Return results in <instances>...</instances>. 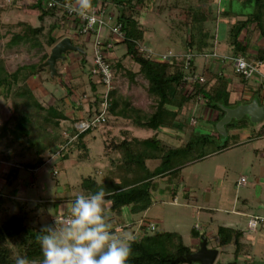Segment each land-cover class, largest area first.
I'll use <instances>...</instances> for the list:
<instances>
[{"label":"rangeland","instance_id":"1","mask_svg":"<svg viewBox=\"0 0 264 264\" xmlns=\"http://www.w3.org/2000/svg\"><path fill=\"white\" fill-rule=\"evenodd\" d=\"M222 1L224 3V0ZM33 2L34 0L12 2L0 0V60L3 61L8 72H12L18 65L39 62L43 54L48 55L51 47L45 43L46 33L54 21L60 23V27L54 31V36H71V32L76 34L73 22L62 20L60 14L46 15L41 21L39 10L31 7ZM188 4L194 6L196 0H144L139 6L128 9V14L131 13L137 18V27L142 32V38L137 43L146 45L155 53L169 50L173 53H180L183 47L187 48L189 28L182 24L181 14L178 11L180 7ZM222 7L220 3L217 5L216 0L214 4H211L215 17ZM229 7L232 12L243 14H247L253 8L252 4L245 5L237 0L229 2ZM105 9L106 16H112L113 21L118 14V8L109 5ZM209 17L211 18V15ZM213 20L215 21V19ZM25 24L32 27L42 26V32L37 35V39L41 42V48L25 44L7 47L5 43L12 34L26 30ZM205 24L209 33H215L216 25L212 19L206 21ZM253 29L257 35L258 30ZM80 37L82 38L79 35ZM85 37L89 41H80L79 38L72 39L74 44L78 43L83 47L84 62L74 65L73 62L80 60L76 54L78 52L67 51V56L73 52L76 58H72L71 63L58 59L55 63L57 75L51 77L46 67H40L39 71L29 76L25 83L19 81L18 85L14 84L10 89H0V126L6 124L7 128L12 129L15 120L21 115H26L29 118L27 138L22 137L17 140L10 131H7L8 129L0 130V156H5L14 163L21 162L20 164H32L38 157L42 160L43 169H41L39 177L35 175V170L33 172L30 170L32 185L23 190L25 193H22L21 190L16 191L15 199L10 198L7 202L9 211L15 212L17 211L16 203L23 202L21 199L27 200L29 203L28 216L31 224L35 226H39L37 221L41 212L48 215L49 220L48 217L47 221L43 219L40 227L51 225L58 216L66 215L57 206L82 192L79 182L83 177L90 176L101 181L109 174H123L118 166L121 162V153L114 148L117 142L129 138L146 139L155 135L159 139L167 140L170 144H175L185 141L187 137L185 133L177 138L174 133H163L161 130L164 128L152 129L145 124L146 115L155 110L157 97L150 92L149 82L140 72L138 64L126 54L125 45L119 43L112 48L111 55L107 54L108 62L112 65L116 106L105 123L97 125L84 136L85 148H76L70 144L64 150L59 151L60 146L64 144L63 137L67 133L66 128L72 122L70 117L72 116L75 120L80 118L73 115L74 113L71 114L70 104L75 105V110L82 112L80 114H82V118H85L86 114L91 113L94 105L93 96L101 94L104 88L100 83H95L98 86L94 85L92 81L94 77L89 73V69L92 67V36ZM64 65L66 70L62 71L61 66ZM236 76L239 78L238 74ZM16 87L31 89L44 109L23 105V100L15 95ZM199 103L186 105L179 112V115L188 118L187 123L191 126L197 123L196 119L200 114L201 116L205 114ZM51 104L55 105L58 112L64 113L66 117L59 119L57 126L43 120L46 114L45 107ZM193 105L196 107L194 110ZM87 107L88 111L85 112ZM204 110L211 114H205L206 117L215 114L210 110ZM203 125L208 128L212 127L211 122L205 121ZM255 147L260 150L254 152ZM263 147L264 136L208 158L194 160L183 166L177 172L178 177L176 178L171 179L172 176L168 179L155 178L157 180L152 190L151 204L146 211V220L154 222L158 230L178 231L182 235L183 241L187 242L189 241V231L194 224L200 226L201 230L205 229L206 224L208 226L230 224L244 227L250 215H264V208L258 209L257 207L258 202L264 204ZM146 161L152 167L154 160L147 159ZM241 175L246 177L247 182L236 186V181ZM176 182H179L180 185ZM4 187L5 190L16 189L17 184ZM170 190L176 195L173 196ZM184 194L188 196L184 197ZM173 197L176 198L175 201ZM237 197L239 199L246 197L247 204L243 206ZM39 203L42 205H37ZM200 207L210 210L204 211L199 209ZM239 208L243 210V215L233 212L234 210L240 211ZM124 213V216L129 215L127 211ZM53 215L54 217H52ZM132 216L133 218L137 217V215ZM132 226H134L133 229L130 226L131 228L124 231L125 235L131 236L132 233L138 232V226L136 224ZM120 231L118 230L114 235L122 233ZM247 232L248 234L245 235H247L249 243H254L255 240L264 243V229L247 230ZM208 239V246L216 247L215 233ZM218 249L213 264L226 262L233 255L231 254L232 245L218 246ZM27 264L39 263L27 262Z\"/></svg>","mask_w":264,"mask_h":264},{"label":"trees","instance_id":"2","mask_svg":"<svg viewBox=\"0 0 264 264\" xmlns=\"http://www.w3.org/2000/svg\"><path fill=\"white\" fill-rule=\"evenodd\" d=\"M46 0H34L31 7L39 10V19L42 21L46 15H55L56 10L45 5ZM63 3L66 0H56ZM144 0H91V5H100L108 7L112 5L118 8V14L115 21L121 24L123 39L113 42V44L123 43L126 48V54L138 64L140 72H142L149 82V90L157 97L155 110L146 115L145 124L152 129L165 128L176 132V136L181 137L186 133V140L178 146L170 144L165 139H159L153 135L146 139L129 138L123 139L114 145L115 150L121 153V162L118 165L123 174L105 177L101 181H97L90 176L83 177L79 182L81 193L95 192L102 188L106 192L105 199L109 202L107 207V222L110 224V232L114 235L117 233L115 227L122 225V230L126 228L124 224V212L136 214L146 210L151 204L152 190L154 189V178L171 175L179 171L185 164L194 160H199L208 154L217 152L227 147L228 141L224 140L219 143L220 136L214 129L215 122L223 115L220 105L230 106L236 102L229 101L230 95V79L221 74H215L211 71L204 70L199 76L203 81H195L188 84L183 80L186 72L184 66L183 53L177 57H172L169 61H160L148 58L138 51L137 41L142 38V32L138 29L137 18L128 14V9L139 6ZM215 0H196V5H186L180 7L179 14L182 24L189 28L187 48L200 51L209 45V40L214 33H209L206 21L215 19L214 9L211 4ZM245 5L252 4V10L244 15V19H236L231 23L227 32V43L232 47L233 56L244 55L245 46L239 35L243 30L250 27L258 30L259 39L264 45V0H241ZM134 10V9H133ZM137 10V9H136ZM132 12V11H131ZM188 12V13H187ZM211 15V18L209 17ZM62 20H70L73 22V28L77 34L79 27L78 19H71L65 13L60 14ZM26 25V24H25ZM60 27V23L54 21L47 33L45 43L52 47L61 37L54 36V31ZM26 30L20 33H14L5 43L7 47H15L20 44L29 45L30 47L41 48V42L37 39V35L42 32V26L32 27L25 26ZM77 36H79L77 34ZM72 39V37H71ZM30 49V48H29ZM111 50V49H110ZM109 50V51H110ZM47 57L43 54L39 62H31L18 65L12 72H8L2 60H0V89H10L17 82L25 83L29 76L39 71V65ZM256 59L264 61V48L260 53L254 55ZM254 58V59H255ZM191 60L188 69L195 72ZM112 67V65H110ZM234 72V71H233ZM235 73V72H234ZM236 74V73H235ZM241 78L244 83L246 79ZM114 83V79H113ZM93 87V86H92ZM15 95L23 100V105H29L35 108L44 109L41 102L33 94L29 88L19 89ZM114 86L108 93V110L106 122L111 111L117 104L114 97ZM67 93V92H66ZM68 94V93H67ZM100 94L93 97V107L91 113L85 118L91 117L99 111ZM201 103L216 111L217 115L213 119L206 120L211 122L212 127L202 128V118H197L195 125L187 123L188 118L179 115V112L191 103ZM46 114L43 120L51 123L53 126L58 125L59 119H65L64 113H59L55 105L45 107ZM72 122L66 128L67 136L64 138V144L58 149L62 151L70 144L76 148H85L84 136L91 129L78 132L73 124L80 120L70 117ZM246 122L245 119L231 121L225 125L228 127H241ZM264 126V121L262 123ZM8 125L3 124L0 130L10 131L11 135L17 140L29 135V118L26 115L18 117L13 127L7 128ZM213 133V134H212ZM215 136L217 138H215ZM40 155V154H39ZM147 159L155 162L153 167H149ZM42 165V160L38 157L35 162L24 164H13L9 171L5 174L8 184L16 176L19 168L34 169ZM130 172V173H129ZM9 197L0 191V264H15L17 256L26 259V262L39 263L42 260L39 243L36 236L40 231V226L32 225L28 216L27 203H17V211L10 212L7 206ZM146 224H141L137 233H132L130 237V253L127 264H179L171 261L179 255L186 252H192L197 247L186 245L181 235L175 231H159L149 230ZM194 236L198 233L194 232ZM117 236H119L117 234ZM218 244H234V259L227 263L233 264L237 262V255L240 251V238L242 231L227 226L217 227ZM244 262L250 263V258L244 259Z\"/></svg>","mask_w":264,"mask_h":264},{"label":"crops","instance_id":"3","mask_svg":"<svg viewBox=\"0 0 264 264\" xmlns=\"http://www.w3.org/2000/svg\"><path fill=\"white\" fill-rule=\"evenodd\" d=\"M237 1L241 2V0H237ZM229 2L231 3L232 0H224V3H223L222 0H220V5L222 4L223 7H222V9L220 8V10H218V12L219 11L220 12L219 13L217 12V17H215V21L213 22V23H215L214 25H216L215 26L216 29L214 28L215 33H214V36H212L211 39L209 40L210 41L209 45L207 47H204L203 50L201 49L200 51L192 50L193 53H194L193 65H194V68H195V72L200 75L204 70H208V71H211V72H213L215 74H221V75L226 76L227 78H229L230 79L229 101L230 102H233V101L236 102L235 104L230 105V106H234V105H237V104L248 103L252 99H256L258 105H260V106L263 105L264 106V90L262 89V84H261L262 83V78H261V75H255L251 79H246V81L243 83L241 81L240 76L238 78L236 76V74L233 72L232 67H231V65L229 63L228 57L233 56L234 51H233L232 47L227 43V32H228V29H229L231 23H233L236 19H244V15H245L243 13L232 12L230 10V7H229ZM256 34L257 35H255V31H254L253 27H250L248 30H243L240 33V35H239V39L242 40V42H243L242 44L245 46V53L242 56H244L247 59L255 58L254 55H256L257 53H260L262 51V49L264 48V45L262 44V42L259 39L258 33H256ZM66 36H68V35H66ZM101 36H103V37H105L107 39H110V38L113 39V36L109 35L108 31L106 29H102ZM70 37H72V39L73 38H77V39L79 38V36H77V34L72 33V32H71V36ZM78 40L86 41L88 39L86 37H82V38L80 37ZM114 43H116V41H114ZM117 44H119V43H117ZM77 45H79V44L77 43ZM115 45L116 44H113L112 48H114ZM112 48L108 52L109 55L112 54V50H113ZM186 49H187L186 47L185 48L183 47L180 53H184L186 51ZM180 53H176V54H180ZM72 54H73V52L70 55H68V56H67V54H65L66 58L63 59V60H67V61H69V63H71V59L75 57V53L73 55ZM76 54H78V57L80 58V60L78 62L77 61L73 62L74 65L75 64L76 65L79 64V62H84L85 61V53L84 54L76 53ZM78 69H79V66H78ZM90 69H89V71H90ZM61 70L62 71L66 70L65 65L61 66ZM263 72H264V70H263ZM58 75H60V74H58ZM27 81H28V79H27ZM92 81L94 82V85L98 86L97 84H95V83H98L95 78ZM94 92H96V91H94ZM66 102L70 103L68 100H66ZM199 102H200L199 104L202 106L203 113H205L206 115H211V114H208V112L206 110H204V109H207V110H210V111H212V110L207 108V107H205L201 103V101H199ZM70 106H71V108H70L71 114L74 113L73 115H76V116L80 117V119H83L82 118L83 117L82 114H80L82 112H79L78 110H75L76 109L75 105L70 104ZM194 109H196V107H194V105H193V110ZM87 111H88V107L85 109V112H87ZM212 112H215V114H213V116L206 117L205 114H203L202 116L200 114L198 116V118H202V121L213 119V118L216 117L217 112L216 111H212ZM86 115H88V114H86ZM240 119H245L246 120L244 125L241 126V127H236V126L235 127L234 126L228 127L227 130L225 129V135L219 134L216 131L215 127H214L216 133L220 136L219 142L222 143L224 140H227L228 141V145H227L226 148H224L222 150H219L217 152H214V153L206 155L205 156L206 158H208L211 155L219 154L220 152H222L224 150L236 147L237 145H242V144L246 143L247 141H252L254 139H257L259 137L264 136V126H262L264 118H263V120L261 122H258V123L251 122L249 120V118L246 117V116H242ZM240 119H238V120H240ZM238 120L232 119L231 121H238ZM201 127L204 128L206 126L201 124ZM206 128L208 129V127H206ZM161 131L163 133L171 132V133H174L175 136H176V132H174V131H172L170 129H165L164 128ZM215 138H217V137L215 136ZM179 144L180 143H175V144H172V145L178 146ZM253 150H254V152H258L260 149H258V147H255ZM262 150H263V153H264V147L262 148ZM205 157H203V158H205ZM203 158H201V159H203ZM19 163H21V162L14 163V162H11L8 158H5V156H0V180H1L0 181V191L2 193H4L5 195H7L9 197V199L10 198L15 199L16 193H17L16 191L21 190L22 193H25V191H23V190L26 187H30V185H32L31 184L32 183L31 182V176L29 175L31 169H29V168L27 169L28 172H27L26 169H24L22 171L23 168H19L18 172L16 173V176L11 181V183L10 184L7 183L6 178L4 177L5 174L9 171L11 165H13V164L17 165ZM189 163H187V164H189ZM187 164H185V165H187ZM154 165H155V162L152 163V167ZM148 166L151 167L150 165H148ZM41 169H43V165L41 167H34V169H32L31 171L33 172V170H35L34 171L35 175L39 177V175L42 172ZM177 172L172 173L171 175H164V176H160V177H156V178L157 179L158 178L168 179V178H170V176H172L171 179H173V178L178 177V173ZM241 176H243V175H241ZM157 179L154 180V185H155V182H156ZM246 182H247V180H246V177H245L244 184ZM176 183L180 185L179 182H176ZM14 184H17L16 189L13 188V189H10V190H5L4 186H7V185L12 186ZM239 185L240 184H237V181H236V186H239ZM170 191H171V194L173 196L176 195L175 192H172V190H170ZM187 196L188 195L184 194V197H187ZM175 199L176 198L173 197L174 201H175ZM237 199L240 201V203L243 206L247 204V198L246 197L240 198V199H239V197H237ZM21 200L25 201L27 203V211H28L29 203L25 199H21ZM17 203H16V205H17ZM37 205L41 206L42 204L39 203ZM108 205H109V202L107 201V207H108ZM34 206H35V204H34ZM257 207H258V209H263L264 208V204H262L261 202H258ZM147 209L142 211V212H140V213L129 214L127 216H124V221H125L124 224L126 225V228L124 230L120 231L122 233H120V234L118 233V235L119 236L125 235L124 231H127V228L129 229V228L132 227V229H133L134 226H135V225L132 226L133 224H136L137 226H139L141 221L146 220V216H147L146 211H147ZM199 209L204 210V211H209L210 210L208 208H203V207H200ZM239 210L240 211L234 210L233 212H235V214L238 213L237 215H243L244 214L243 210H241V208H239ZM212 211H214V210H212ZM196 214H198V212H196ZM39 215L40 216H39L37 222L39 223V226H40V224L43 221V219H44V221H47L48 215H45V213H42V212ZM54 215L52 217H54ZM132 215H137V217L133 218ZM45 217H46V219H45ZM48 220H49V217H48ZM218 226H227V227H231V228H234V229H240L242 231V236L240 238V246H241L239 248L240 251L238 252V255H237L238 256L237 257V262L233 263V264H264V243L260 242L259 240L258 241L255 240L254 243L253 242L249 243V241L247 240V237H246L247 235H245V234H248V232L246 230V222H245L244 227H238L236 225H230V224H228V225L215 224V226H212V225L208 226L206 224L204 230H201L200 226H197L196 224H194L192 226V228L190 229V231H189V241H187V242L183 241V242L186 245H189V246H192V247L196 246L198 248L199 235L203 234L205 236V238H206L207 246H208V241H209L208 238L210 236L212 237V234L215 233V239H216V243L217 244H216V247H210V248H217V250L219 251L218 246H221V245L218 244V236H217V227ZM155 230H158L156 224H155ZM159 231H166V230H159ZM175 232H178V231H175ZM194 232H197L198 235L194 236V234H193ZM181 237H182V235H181ZM182 239H183V237H182ZM228 245H232V251H231V254H233L232 257L229 260H227L226 262H219L218 264L227 263V262L231 261L232 259H234V244L230 243V244H226V245H222V246H228ZM217 254H218V252H217ZM216 257H217V255H216ZM246 258H250V263L244 262V259H246Z\"/></svg>","mask_w":264,"mask_h":264},{"label":"clouds","instance_id":"4","mask_svg":"<svg viewBox=\"0 0 264 264\" xmlns=\"http://www.w3.org/2000/svg\"><path fill=\"white\" fill-rule=\"evenodd\" d=\"M69 11L94 22L89 15L91 0H71ZM106 192L77 193L74 198L58 205L66 213L61 221L42 226L36 240L42 260L40 264H127L130 237L116 236L107 222ZM15 264H27L17 256Z\"/></svg>","mask_w":264,"mask_h":264},{"label":"built area","instance_id":"5","mask_svg":"<svg viewBox=\"0 0 264 264\" xmlns=\"http://www.w3.org/2000/svg\"><path fill=\"white\" fill-rule=\"evenodd\" d=\"M8 2L19 1V0H7ZM217 5L220 0H216ZM71 0H66L60 3L56 0H46L45 5L47 7L56 10L57 14L65 13L71 19H78L79 27L77 28V34L82 37L92 36V67L90 69V74L100 83L104 88L100 94L99 101V111L93 114L89 118H83L76 121L73 127L78 131H84L86 129H94L97 125L104 123L107 117L108 110V93L113 88V74L111 72V66L107 59V54L109 50L113 47L114 41H119L123 39V32L121 30V24L115 19H111L112 16H106V9L100 5H91L89 9V15L94 17V22L88 24L87 20L75 15L73 12L69 11L66 5L70 4ZM102 29H106L109 35L113 36V39H107L101 36ZM138 51L148 58H152L160 61H169L172 57H177L179 54L173 53L172 51H166L161 53L152 52L146 45L136 43ZM184 59V66L186 72L183 76V80L187 81L188 84L195 82L197 80L203 81V78L199 76L196 72L189 71L188 66L191 60L194 58V53L190 48L182 54ZM229 63L232 70L244 79H251L255 75H261L262 78V89L264 90V61L261 59H247L242 55L230 56L228 57ZM67 136V134H66ZM245 177L240 176L237 179V184H244ZM64 216H58L57 221H61ZM146 224V228L149 230L155 229V223L149 220L141 221V224ZM138 226V230H139ZM122 225H117L115 230H121ZM246 229L255 231L264 229V215L252 214L246 220Z\"/></svg>","mask_w":264,"mask_h":264},{"label":"water","instance_id":"6","mask_svg":"<svg viewBox=\"0 0 264 264\" xmlns=\"http://www.w3.org/2000/svg\"><path fill=\"white\" fill-rule=\"evenodd\" d=\"M67 51H76L84 54V49L77 44H74L70 36L61 37L49 50L46 59L39 65L46 67L51 77L57 75L55 63L58 59H65ZM223 115L215 122L216 131L225 135V125L232 119L238 120L242 116H246L253 123L261 122L264 118V106L258 105L256 99H252L248 103L237 104L234 106L220 105ZM217 248H210L207 246L206 238L203 234L199 235L198 248L192 252H186L174 258L172 263H185V264H213Z\"/></svg>","mask_w":264,"mask_h":264}]
</instances>
